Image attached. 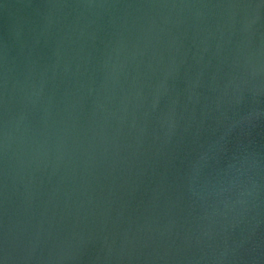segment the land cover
Here are the masks:
<instances>
[{
  "label": "water",
  "instance_id": "obj_1",
  "mask_svg": "<svg viewBox=\"0 0 264 264\" xmlns=\"http://www.w3.org/2000/svg\"><path fill=\"white\" fill-rule=\"evenodd\" d=\"M0 264H264V0H0Z\"/></svg>",
  "mask_w": 264,
  "mask_h": 264
}]
</instances>
